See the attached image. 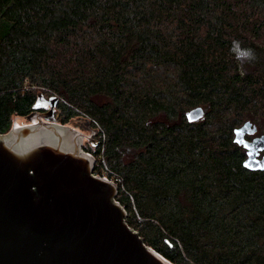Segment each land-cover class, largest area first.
Masks as SVG:
<instances>
[{
  "label": "trees",
  "instance_id": "obj_1",
  "mask_svg": "<svg viewBox=\"0 0 264 264\" xmlns=\"http://www.w3.org/2000/svg\"><path fill=\"white\" fill-rule=\"evenodd\" d=\"M38 95L58 98L57 123L97 130L84 149L146 246L172 264H264V171L233 142L264 126V0H0V134Z\"/></svg>",
  "mask_w": 264,
  "mask_h": 264
},
{
  "label": "water",
  "instance_id": "obj_2",
  "mask_svg": "<svg viewBox=\"0 0 264 264\" xmlns=\"http://www.w3.org/2000/svg\"><path fill=\"white\" fill-rule=\"evenodd\" d=\"M57 101L38 95L34 112L14 116L13 129L0 134V264H172L124 221L118 182L92 174L84 147L97 143V130L89 121L57 123ZM203 115L196 106L185 118ZM254 134L256 126L244 122L233 142L245 150L246 170L264 171V133Z\"/></svg>",
  "mask_w": 264,
  "mask_h": 264
},
{
  "label": "built area",
  "instance_id": "obj_3",
  "mask_svg": "<svg viewBox=\"0 0 264 264\" xmlns=\"http://www.w3.org/2000/svg\"><path fill=\"white\" fill-rule=\"evenodd\" d=\"M13 126H14V121H12V124H11V128L12 129H13ZM98 138H99V133H96L95 137L93 138V141L98 142ZM92 158H93V162H94V169H93V172H92L93 175L98 176L100 178L104 177L105 180H107V181H109L111 183H114V184H116L117 182L120 183V180H118V179H114L113 177L112 178H108L107 173H106V169H105V165L103 163V159H102V156L100 154H95L94 152H92ZM98 163H100L102 165L101 169H100L101 173L95 172V166ZM117 189H118V187H117Z\"/></svg>",
  "mask_w": 264,
  "mask_h": 264
},
{
  "label": "rangeland",
  "instance_id": "obj_4",
  "mask_svg": "<svg viewBox=\"0 0 264 264\" xmlns=\"http://www.w3.org/2000/svg\"><path fill=\"white\" fill-rule=\"evenodd\" d=\"M252 52H253L252 48L237 49V54H238L237 57L243 66H247L250 63V61L253 59L254 54ZM11 120L14 121V116H12ZM261 129L262 130H258L257 134L264 133V126H262Z\"/></svg>",
  "mask_w": 264,
  "mask_h": 264
},
{
  "label": "flooded vegetation",
  "instance_id": "obj_5",
  "mask_svg": "<svg viewBox=\"0 0 264 264\" xmlns=\"http://www.w3.org/2000/svg\"><path fill=\"white\" fill-rule=\"evenodd\" d=\"M47 106H42L41 108H45V109H48V107L46 108Z\"/></svg>",
  "mask_w": 264,
  "mask_h": 264
}]
</instances>
